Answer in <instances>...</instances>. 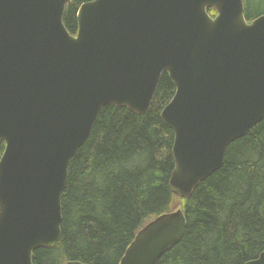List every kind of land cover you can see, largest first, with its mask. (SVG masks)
Instances as JSON below:
<instances>
[{
  "label": "water",
  "instance_id": "obj_1",
  "mask_svg": "<svg viewBox=\"0 0 264 264\" xmlns=\"http://www.w3.org/2000/svg\"><path fill=\"white\" fill-rule=\"evenodd\" d=\"M71 3L0 0V264H34L58 245L69 166L100 112L146 114L164 72L176 86L162 119L175 134L177 197L190 199L264 120V15L249 23L244 0H93L75 36ZM186 227L182 209L160 215L120 264H158ZM246 264H264V252Z\"/></svg>",
  "mask_w": 264,
  "mask_h": 264
},
{
  "label": "trees",
  "instance_id": "obj_2",
  "mask_svg": "<svg viewBox=\"0 0 264 264\" xmlns=\"http://www.w3.org/2000/svg\"><path fill=\"white\" fill-rule=\"evenodd\" d=\"M72 0L64 24L78 32ZM264 0H244L245 17ZM216 17L215 10H209ZM176 86L161 76L148 112L106 106L69 166L62 197V235L54 249L40 248L34 264H120L137 233L162 214L182 209L187 227L181 242L158 264H246L264 252V120L227 149L223 167L190 199L175 196L174 131L162 119ZM5 144L0 143V159Z\"/></svg>",
  "mask_w": 264,
  "mask_h": 264
},
{
  "label": "rangeland",
  "instance_id": "obj_3",
  "mask_svg": "<svg viewBox=\"0 0 264 264\" xmlns=\"http://www.w3.org/2000/svg\"><path fill=\"white\" fill-rule=\"evenodd\" d=\"M255 4H257L258 7H259V8H255L256 10H261V12L264 11V4L261 5V6H259L260 5V2L259 1H256Z\"/></svg>",
  "mask_w": 264,
  "mask_h": 264
}]
</instances>
